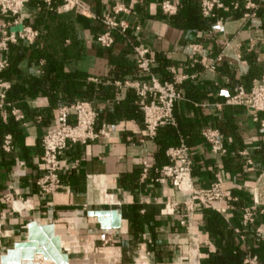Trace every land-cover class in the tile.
Wrapping results in <instances>:
<instances>
[{
    "label": "crops",
    "instance_id": "obj_1",
    "mask_svg": "<svg viewBox=\"0 0 264 264\" xmlns=\"http://www.w3.org/2000/svg\"><path fill=\"white\" fill-rule=\"evenodd\" d=\"M162 1L86 0L91 9L89 18L53 13L37 0H31L23 11V25L40 32V37L34 45L23 49L24 56L18 64L24 96L9 103L23 113L24 121L11 117L10 109L6 117L0 112V121L5 125L10 120L20 125L16 135H4L13 137L12 154L2 150L0 138V195L10 192L15 200L27 201L30 209L16 204L14 212L10 205H0V264L9 250L26 241L27 227L32 222L54 225L71 264H190L192 235L200 242V264H211V256L224 252L229 238L246 255L253 254L252 250L264 255V215H259L245 232L241 224L243 209L252 204L253 187L264 172V161L259 163L264 155V134L244 108L224 105L236 88L249 92L264 75V15H259L263 10L246 19L241 0H221L226 5L240 2L241 9L220 11L226 17L214 18L210 26L212 19L201 16V0H182L179 10L182 9L187 23L180 24L174 16L162 14ZM117 4H124L131 11L122 17L129 25V33L126 38L116 34L114 46L104 49L97 43L104 32L100 19ZM188 15L197 16L200 25L207 28L193 27ZM59 23L70 28L64 39L55 34ZM35 25L39 28L35 29ZM1 26L0 18V29ZM191 45L201 46L199 64L194 69L189 68ZM134 46L148 49L155 60H165L170 78L169 68L196 75L182 88L183 100L175 110L180 121L201 126L199 140L191 148L194 185L205 189L218 181L238 198L225 214L197 206L189 217L190 233L179 224L184 204L190 198L171 184L153 182L155 169L167 163L166 154L162 156V143L157 137H145L134 90L123 85L147 81L137 72ZM45 48L58 61L66 62V71L85 77L78 88L81 96L89 92L90 101L80 98L76 103H91L100 114L97 129L102 125L109 127L108 138L85 146H70L64 152L61 188L50 197H43L36 186L44 175L41 143L55 129L58 109L68 105L58 101V92L51 100L30 88L32 79L46 76L45 60L37 65L31 53ZM218 58L222 59L219 63ZM213 65L214 72L205 69ZM260 117L264 119V114ZM205 128L221 132L227 156L211 152L201 136ZM181 139L180 136L179 143ZM144 162L151 166L146 178L142 174ZM175 204L178 207L174 214H162L166 207L171 211ZM96 211L118 212L121 228L103 229L92 216ZM215 213L225 223L221 231L209 225ZM35 262L52 264L38 256Z\"/></svg>",
    "mask_w": 264,
    "mask_h": 264
},
{
    "label": "built area",
    "instance_id": "obj_2",
    "mask_svg": "<svg viewBox=\"0 0 264 264\" xmlns=\"http://www.w3.org/2000/svg\"><path fill=\"white\" fill-rule=\"evenodd\" d=\"M31 0H0V18L2 26L0 29V72L9 67L5 58L10 45L23 42L29 46L34 45L40 37V32L31 27L23 25L22 14ZM49 11L62 13H74L82 17H91V9L86 0H39ZM59 1L57 9L53 4ZM244 3V18H254L256 12L264 10V0H241ZM240 2L230 5L224 4L221 0H201V16L205 19L216 18L217 11L230 12L238 10ZM182 0H164L160 4V9L165 17H173L178 13ZM131 13L130 9L124 4H117L112 12L100 22L104 28L98 38L97 43L104 49H110L115 44V35L118 34L126 38L129 33V25L122 18ZM139 28H136L138 31ZM191 56L189 57V68L194 69L198 64V57L201 53L200 45H191ZM137 57V68L147 81L129 83L123 85L133 89L137 95V106L142 114L144 134L148 140H155L158 131L163 127H176L174 117L175 105L183 100V95L179 87L190 80H194L196 75L179 73L173 68H169L172 81L161 82L151 73L155 65V59L146 48L133 47ZM221 58L217 62H221ZM207 71L214 72L216 66H206ZM122 85V84H118ZM11 84L0 80V112L6 117L7 110L10 109V116L17 122L24 121L23 113L17 108H11L7 103V93ZM225 106L244 108L251 116L253 121L258 124L264 134V119L260 117L264 114V75L257 80L252 89L247 92L239 87L234 90L225 102ZM4 117V119H5ZM100 118L99 112L89 102H78L71 106H64L58 109L56 114L55 129L47 133L42 139V164L44 175L36 181V186L43 197L56 195L61 188V158L64 152L75 145L85 146L91 142H96L108 138L109 127L102 125L97 129ZM203 141L210 147L211 152L219 156H227L226 148L221 132L217 129L205 128L201 133ZM15 149L13 137L7 135L2 142V150L6 154H12ZM246 156V153H240ZM167 163L155 169L156 178L153 180L157 184H171L178 192L189 196L190 200L184 204L183 216L180 219V226L185 232L190 233L189 217L194 213L197 206L208 208L219 214H225L231 204L237 203L231 191L224 189L222 183L214 182L208 188H196L193 181L194 161L191 148L183 139L176 146H172L166 151ZM251 164V161H248ZM24 167V164H21ZM151 170L148 162L143 163V178H146ZM253 202L245 207L242 213V230L245 232L254 223L259 215H264V172H262L252 190ZM6 204L16 211V204L24 209H30L28 202L17 201L12 193L0 195V205ZM171 211L166 207L162 211L163 215L174 214L175 208ZM240 233V231H237ZM1 234V223H0ZM190 249L188 253V263L200 264V242L195 235L190 237ZM243 264H261L256 256L247 255Z\"/></svg>",
    "mask_w": 264,
    "mask_h": 264
},
{
    "label": "trees",
    "instance_id": "obj_3",
    "mask_svg": "<svg viewBox=\"0 0 264 264\" xmlns=\"http://www.w3.org/2000/svg\"><path fill=\"white\" fill-rule=\"evenodd\" d=\"M39 1V0H37ZM43 6V4H40ZM60 5L59 1H56L53 4V8L57 9V7ZM241 8H239L240 10ZM264 11V10H263ZM261 12L259 15H264V12ZM54 13V11H53ZM195 14V13H194ZM226 14L223 12H216V18L217 17H226ZM189 23L192 24V26L197 28L205 29L204 25H200L199 19L197 16L193 17L192 15H188ZM192 18H194V21H192ZM174 19L180 23V24H186L187 21L185 20V17L183 15L182 9L178 10V13L174 16ZM193 22V23H192ZM215 22V19H212V21L209 23L211 26ZM35 29L39 28V25L33 26ZM70 33V28L63 23H59L56 26L55 34L57 37H60L62 39L66 38V36ZM29 45L19 42L16 45H10L7 53L5 54V58L9 63V67L4 70L3 72H0V80L5 81L11 84V88L7 93L6 101L7 103H13L15 100L22 99L24 96V87L22 86L23 82L21 80V73L18 70V64L23 58V49ZM31 47V46H29ZM32 51V50H31ZM35 60V63L38 65L40 60H45V68L44 72L46 76L42 79H32L31 80V90L34 93H37L40 91L47 97H49L51 100L59 93L60 96H58V101L61 104L71 106L75 104L80 98L84 101H90L89 92H85V96L80 95V91L78 88V83L83 82L85 77L77 72H68L66 71V62L58 61L56 58H54L51 54L46 52V48L31 53V59ZM137 68V63H136ZM166 61L163 59L158 58L155 60V65L153 66L151 73L156 76L161 82H170L172 81V78L169 77L168 73H166ZM137 72L142 78L144 77L141 72H139L137 68ZM124 83V82H123ZM187 83V82H186ZM183 84L179 87L180 92L183 94L182 88L186 85ZM135 95V99L137 101V95L136 92L133 91ZM174 109V117L176 120L177 128L174 127H163L158 131L157 138L162 143V156H165L166 151L168 148L172 146H176L179 143V137L181 136L184 142L190 147H194V143H196L199 140L198 131L201 126L199 124H187L179 120V118L175 114ZM139 110V108L137 107ZM20 125L14 123V120H10L9 124L5 125L3 122L0 121V138L4 139V135L6 133H14L16 135V132L18 131ZM264 149V145H263ZM264 161V155L260 159V162ZM263 169V168H262ZM224 221L222 220L221 216L218 214H212L211 219L209 221V225L213 230H219L221 231L224 226ZM231 234V233H230ZM233 238H229V242L226 245V250L218 251L216 255L211 256L210 261L211 264H243L245 257L247 256L245 251H243L238 245L237 242L235 243ZM254 253L251 254L252 256H256L261 264H264V255L263 252H257L255 253L254 250H252Z\"/></svg>",
    "mask_w": 264,
    "mask_h": 264
},
{
    "label": "water",
    "instance_id": "obj_4",
    "mask_svg": "<svg viewBox=\"0 0 264 264\" xmlns=\"http://www.w3.org/2000/svg\"><path fill=\"white\" fill-rule=\"evenodd\" d=\"M103 229L118 230L122 218L116 211L92 213ZM52 264H71L69 255L62 249L61 238L55 234L54 225H39L32 222L27 227L26 241L16 244L2 258L1 264H40L35 257Z\"/></svg>",
    "mask_w": 264,
    "mask_h": 264
},
{
    "label": "bare ground",
    "instance_id": "obj_5",
    "mask_svg": "<svg viewBox=\"0 0 264 264\" xmlns=\"http://www.w3.org/2000/svg\"><path fill=\"white\" fill-rule=\"evenodd\" d=\"M39 259H42L41 257H39ZM45 262V261H44ZM49 263V262H48Z\"/></svg>",
    "mask_w": 264,
    "mask_h": 264
}]
</instances>
